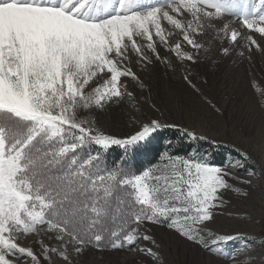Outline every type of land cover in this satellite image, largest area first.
I'll list each match as a JSON object with an SVG mask.
<instances>
[{
  "label": "snow or ice",
  "instance_id": "6c2138e0",
  "mask_svg": "<svg viewBox=\"0 0 264 264\" xmlns=\"http://www.w3.org/2000/svg\"><path fill=\"white\" fill-rule=\"evenodd\" d=\"M262 41L264 0H0V264H80L102 251L165 264L156 228L208 254V264H264V246L245 239L227 250L241 235L212 229L226 193L247 198L255 187V172L233 175L246 152L216 163L170 141L146 166L109 164L112 146L127 152L179 126L153 117L118 138L100 122L134 99L127 80L145 87L133 63L175 71V60L199 92L197 66L264 52Z\"/></svg>",
  "mask_w": 264,
  "mask_h": 264
},
{
  "label": "rangeland",
  "instance_id": "374dc122",
  "mask_svg": "<svg viewBox=\"0 0 264 264\" xmlns=\"http://www.w3.org/2000/svg\"><path fill=\"white\" fill-rule=\"evenodd\" d=\"M161 52L167 54L162 49ZM131 57L136 60L135 54ZM174 64L175 71L159 62L147 69L133 63V71L145 87L127 80L128 91L134 93V99L110 108L100 117L101 125L118 138L132 135L142 122L153 117L165 124L179 126L164 127L127 152L116 146L124 156L133 157L134 154L138 160L136 167L146 166L154 160L170 141L171 150L179 154H208V159L216 163L233 158L243 160L242 154L246 152L244 168L233 171V175L238 180L247 179L249 173L255 172V187L248 189L250 195L247 198L236 192L226 193L227 206L221 210L223 214L216 216L212 229L217 234L241 235V239L222 245L227 250L237 248L245 239L258 247L264 246V179H260L264 177V52L253 50L249 54L246 51L243 57L234 52L226 59L197 66L192 78L199 92L183 81L184 66L175 60ZM152 104L160 112L155 111ZM169 130L183 139L167 136ZM183 130H194L202 138L190 140L182 135ZM200 141L202 145H198ZM188 142L198 147L185 148ZM232 183L238 188L245 187L236 181ZM154 231L163 244L165 264H208V254L181 243L165 229ZM80 264H134V261L132 254L127 252L102 251L87 254ZM219 264L229 262L220 259Z\"/></svg>",
  "mask_w": 264,
  "mask_h": 264
},
{
  "label": "trees",
  "instance_id": "16d2710c",
  "mask_svg": "<svg viewBox=\"0 0 264 264\" xmlns=\"http://www.w3.org/2000/svg\"><path fill=\"white\" fill-rule=\"evenodd\" d=\"M167 136H169V137H171L173 139L178 138V140H180V139L182 140L183 139L182 137H179L176 134V132L173 131V130H169L167 132ZM185 144H186L185 148H187L188 146L198 147V145H202L203 143H202V141H200L198 145L197 144L194 145V143H193V145H191V143H189V142L185 143ZM140 151H141V153L144 152V154H146V155L150 154V153L147 154L146 151H144V150H140ZM104 158L108 161L109 164H111L113 161H118V160L123 158V159H128L131 166H133V167L138 166V163H137L138 160L135 158L134 154H133V157H132V155L124 156V155H122V151L116 146H112L110 149H108L106 151V154H105Z\"/></svg>",
  "mask_w": 264,
  "mask_h": 264
}]
</instances>
